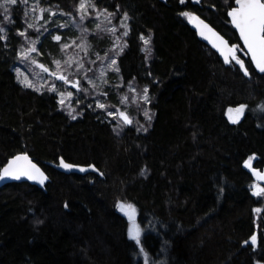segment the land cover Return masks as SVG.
Listing matches in <instances>:
<instances>
[{
	"label": "trees",
	"instance_id": "trees-1",
	"mask_svg": "<svg viewBox=\"0 0 264 264\" xmlns=\"http://www.w3.org/2000/svg\"><path fill=\"white\" fill-rule=\"evenodd\" d=\"M36 2L38 23L28 9ZM81 2L0 8V172L28 153L50 178L45 188H0V264H264V192L253 193L245 167L256 156L264 169V73L228 18L235 0ZM185 12L227 37L248 75L200 41ZM30 45L48 68L69 64L82 91L74 110L49 85L22 81ZM60 158L102 174H65Z\"/></svg>",
	"mask_w": 264,
	"mask_h": 264
},
{
	"label": "rangeland",
	"instance_id": "rangeland-1",
	"mask_svg": "<svg viewBox=\"0 0 264 264\" xmlns=\"http://www.w3.org/2000/svg\"><path fill=\"white\" fill-rule=\"evenodd\" d=\"M37 7V9L35 8ZM29 10V16L32 19H35V21L38 23L39 21L44 20V9L41 6L39 2H36L35 4H32V8H28ZM54 10H49L50 16L55 15ZM195 15H193L194 17ZM104 17H102L103 19ZM57 35L60 36V33L57 32ZM27 36H29L27 34ZM117 44L115 46H118L119 39L117 38ZM30 42V41H29ZM31 46V45H30ZM25 47L22 49L21 53L23 56V59L21 61L20 67H18L19 74L21 76L22 81L29 85L32 84L39 89H44L46 86L52 87L54 91L59 96V100H63V103H61L62 107L69 108L70 110H74V106H76V103H79V101L82 99V91L80 88V82L77 80L71 79L69 76L68 71H64L63 69L69 66L67 65V62H59L58 65H53L51 67H46L44 63L41 61H37L38 56H33L34 52L33 49L35 48V45H32L31 47ZM33 54V55H32ZM113 61H115V57H106L104 59V62L100 66V73L98 78L99 80L103 77H106V74L108 73V69L113 68ZM57 63V62H56ZM62 67V68H61ZM71 67L73 65L71 64ZM33 74V79H31L29 74ZM64 77V79L60 80V77ZM87 80L91 82L90 84H94L91 77H88ZM69 93L71 95L69 96ZM99 105H103L101 101H97ZM101 103V104H100ZM237 117V114L235 115ZM256 156H251L246 162L245 167H247L249 170H259L254 167ZM263 176H264V169L259 170ZM264 189V183H259L256 181V183L252 186L253 193L261 192L260 190ZM260 215L256 212L255 214V227L260 229ZM257 229V230H258ZM253 237L256 238L257 242V236L254 235ZM252 242V240H251Z\"/></svg>",
	"mask_w": 264,
	"mask_h": 264
},
{
	"label": "snow or ice",
	"instance_id": "snow-or-ice-1",
	"mask_svg": "<svg viewBox=\"0 0 264 264\" xmlns=\"http://www.w3.org/2000/svg\"><path fill=\"white\" fill-rule=\"evenodd\" d=\"M25 3H27V0H24ZM184 0H181V3H183ZM199 2V0H197ZM17 3V0H4V3L0 4V8H4L5 12L8 11L6 5L11 4L15 5ZM235 3L238 5V7L233 8V10L230 12V15L232 16V22L234 26L239 30V33L241 37L243 38L244 44L246 45L248 51L251 53L252 60L255 62L256 67L259 69L260 72H264V0H235ZM80 9L85 10V4L82 0L80 3ZM184 15L188 17L190 20L196 19L195 17L190 16L189 13L185 12ZM83 19V16L81 17ZM127 17H125V20ZM202 23V22H201ZM29 27H32V25H29ZM122 27H126V25H122ZM205 27H207L205 25ZM0 31H3V29H0ZM115 31V29H113ZM21 35H24V33H21ZM124 35H127V32L124 33ZM59 39V37H57ZM147 43V41H145ZM34 50V49H33ZM229 52L232 54V59L235 60L237 64L240 65L241 68H244V63L241 59H239L234 53L235 48H229ZM225 62H228V56H225ZM59 63V62H57ZM115 63V61H113ZM245 74L247 75V69H245ZM60 79H64V77H60ZM145 93H147V89H145ZM71 93H69V96ZM144 99L147 100V95L144 96ZM61 103H63V100H61ZM100 107H103V105H100ZM230 112L233 110L230 109ZM236 112L243 111V107L235 109ZM123 116V114H121ZM73 119H75V116H73ZM126 123H131L130 120H127L126 117H124ZM237 122L236 120H233V123ZM17 160L24 159L26 160L27 157H17ZM15 163V161H13ZM62 167L65 169H71L73 166L71 164L64 163L61 161ZM35 169V165L31 166ZM81 171H84L85 169H80ZM37 173H39V169H35ZM4 173L6 175H10L15 179H20V176L26 175L28 179H34L35 177L27 171L20 172V171H13L11 170V165L9 168L4 169ZM40 176V183H43L44 179L46 177L43 176V173H39ZM261 192H264V189L260 190ZM256 195H259L260 192L254 193ZM121 210H123L125 207L131 209V205H120ZM259 211V210H257ZM131 218V217H130ZM139 233L140 230L137 226L133 225L130 237L131 239L137 241L139 243ZM252 243H256V238H252Z\"/></svg>",
	"mask_w": 264,
	"mask_h": 264
},
{
	"label": "water",
	"instance_id": "water-1",
	"mask_svg": "<svg viewBox=\"0 0 264 264\" xmlns=\"http://www.w3.org/2000/svg\"><path fill=\"white\" fill-rule=\"evenodd\" d=\"M160 1L166 3L168 0H160ZM236 7H238V5L235 3L233 8H236ZM233 8H231L228 12V18L231 22V25L234 28V30L237 32L238 37L241 41V44L244 47L246 53L249 55L250 60L253 64L255 70L257 71V73L262 74L264 72H260L259 69L256 67L255 62L252 60L251 53L248 51L246 45L244 44L243 38L241 37L239 30L234 26V24L232 22V16L230 15V12L233 10ZM194 17L196 19H192L190 21V27L195 31L198 39L200 41H202L203 43H205L206 45H208L212 50H214L224 62H225V56H228V62H226V63H230L231 60H233L231 58L233 53L229 52L228 49L229 48H235L234 54L237 56L238 55L237 47L235 45L231 44L227 37H225L222 33H220L214 26H212L203 17H201L200 15H195ZM205 25L207 27H205ZM245 69H246V67L244 66V68H242V71L244 72V74H245ZM247 75H248V71H247ZM60 80H62V79H60ZM17 157H27V159L26 160H24V159L17 160L16 159ZM13 161H15V163H13ZM61 161H63L64 163H67V164H71L73 167L71 169H65L64 167H62ZM10 165H11V170L20 171V172L27 171V172H30L35 178L34 179H28V177L26 175L22 174L20 176V179H15L10 175H6L4 173V169L9 168ZM32 165H35V169H39V173H43V176L46 177V179H44L43 183L39 182L40 181L39 173H37L35 171V169L31 167ZM54 167L58 171L63 172L65 174H71V173H76V174H81V175H86L88 173H96L98 175L102 174L94 165H89V166L76 165V164L69 163V162L65 161L63 158H60L58 163L54 164ZM80 169H85V170L81 171ZM252 173H253L254 178L257 182L264 183V176L259 170H252ZM49 180H50V178L47 175V173L41 168V166L39 164H37L35 162V160L28 153H20V154H17L15 156L11 157L8 160V162L6 163V165L1 169V172H0V188L6 184L12 183V182H28V183H30L32 185H36L40 188H45V186L49 182ZM117 210L120 213H122L124 216H126L128 221L136 220V217H132L131 214L121 210L120 207H118ZM255 229H258V228L255 227Z\"/></svg>",
	"mask_w": 264,
	"mask_h": 264
}]
</instances>
